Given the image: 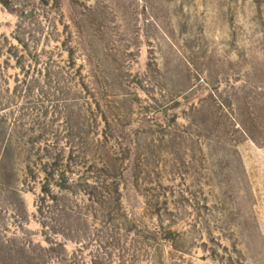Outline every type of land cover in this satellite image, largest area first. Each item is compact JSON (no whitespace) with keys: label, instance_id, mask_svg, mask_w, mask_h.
<instances>
[{"label":"rangeland","instance_id":"374dc122","mask_svg":"<svg viewBox=\"0 0 264 264\" xmlns=\"http://www.w3.org/2000/svg\"><path fill=\"white\" fill-rule=\"evenodd\" d=\"M0 264H264V0H0Z\"/></svg>","mask_w":264,"mask_h":264}]
</instances>
